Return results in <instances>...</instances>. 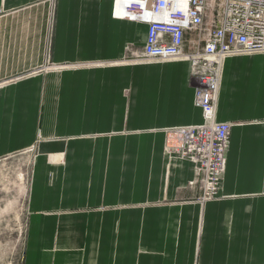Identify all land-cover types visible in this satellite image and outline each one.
Segmentation results:
<instances>
[{"label":"crops","instance_id":"crops-1","mask_svg":"<svg viewBox=\"0 0 264 264\" xmlns=\"http://www.w3.org/2000/svg\"><path fill=\"white\" fill-rule=\"evenodd\" d=\"M112 6L0 0V157L38 142L36 166L57 170L64 153L70 198L93 184L104 207L86 223L96 245L64 244L58 264H264V54L223 62L216 120L230 124L229 145L219 197L202 207L194 165L163 154L165 131L202 123L189 63L128 61L147 25ZM43 219L26 264H42ZM70 225L65 237L80 231Z\"/></svg>","mask_w":264,"mask_h":264},{"label":"built area","instance_id":"built-area-1","mask_svg":"<svg viewBox=\"0 0 264 264\" xmlns=\"http://www.w3.org/2000/svg\"><path fill=\"white\" fill-rule=\"evenodd\" d=\"M147 25L144 45L129 51L141 63L186 61L202 123L165 131V148L194 165L202 201L218 197L230 124L216 120L223 62L264 54V0H113ZM114 18H120L113 11Z\"/></svg>","mask_w":264,"mask_h":264},{"label":"rangeland","instance_id":"rangeland-1","mask_svg":"<svg viewBox=\"0 0 264 264\" xmlns=\"http://www.w3.org/2000/svg\"><path fill=\"white\" fill-rule=\"evenodd\" d=\"M121 19L139 23L128 16ZM128 54L127 60L132 61L133 56L129 57ZM163 154L169 158H172L171 155L178 156L175 152L168 151L165 143ZM38 156L36 142L28 149L6 153L0 157V264L27 263L31 245L30 230L35 216L43 217L48 222L45 225L49 226V231L46 232L39 229L42 242L35 253L42 264H58L62 259L58 250L63 251L60 246L64 244L76 246L75 250L80 255L87 248L96 245V239L89 237L94 232H88L86 228V223L90 221L95 224L97 213L104 210V207L98 205L96 194L92 192L96 185L84 183L82 186L86 188L78 193L79 198L72 200L70 195L75 193V188H70V183H67L74 178L75 169L64 166V153L59 155L61 167L57 170L36 166ZM189 187L192 189L198 187V184L194 181ZM198 188L200 194L194 202L203 207L208 201L201 200V185ZM165 203V200H161L153 205ZM74 223L80 229L79 233L73 237H65L62 228L72 227L70 224ZM47 234L49 238L46 237Z\"/></svg>","mask_w":264,"mask_h":264},{"label":"bare ground","instance_id":"bare-ground-1","mask_svg":"<svg viewBox=\"0 0 264 264\" xmlns=\"http://www.w3.org/2000/svg\"><path fill=\"white\" fill-rule=\"evenodd\" d=\"M117 5L113 6L112 7V12H111V15L113 16V11H115V13L117 15H119L120 19L123 17V10H122V7L120 6L119 2L116 3ZM115 19H119V18H115Z\"/></svg>","mask_w":264,"mask_h":264}]
</instances>
